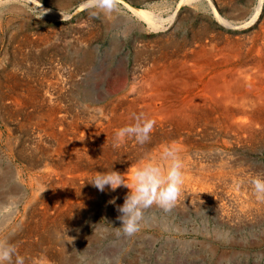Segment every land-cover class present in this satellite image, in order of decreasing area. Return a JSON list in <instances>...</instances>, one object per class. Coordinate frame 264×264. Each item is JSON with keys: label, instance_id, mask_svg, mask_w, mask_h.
I'll list each match as a JSON object with an SVG mask.
<instances>
[{"label": "rangeland", "instance_id": "obj_1", "mask_svg": "<svg viewBox=\"0 0 264 264\" xmlns=\"http://www.w3.org/2000/svg\"><path fill=\"white\" fill-rule=\"evenodd\" d=\"M126 1L134 3L132 4L133 7L141 10L149 8L151 5L150 3L153 4L155 2L161 4L167 2L166 4H170L169 2L172 0ZM219 1L223 3V5L220 3L222 13L228 12L226 10L227 5L225 4L229 3H235L234 7H236V10L246 14H249L251 11L253 12L256 5V0ZM224 1L227 3H224ZM39 2L44 7L49 9L53 7L51 8L52 10L59 11L67 16L61 20L48 18L35 7L31 0H0V203L2 204L0 208L9 209L4 214L0 215V236L9 238L10 242H12L25 260H31L32 257L43 254L46 257L55 259L49 264H57L56 258L58 257L59 248H63V257L61 259L63 264H264V200H257L251 184V181L255 178L259 177L264 179V152H262L264 151V148H262L264 143L234 148L230 151V158L228 159L224 157L223 159L219 158L216 154L217 152L215 153L212 150V152L205 153L202 158L204 161L203 163L209 162L208 164L212 163L215 165L225 161L224 166H226V164L229 165H227V170L224 169V171H222L224 177L227 179H224L226 183H230L231 178L229 177L237 178L238 180L233 179L235 182L231 181L230 186L228 183V186L226 185L227 187L225 186L223 188L221 186V188L218 187L214 189V185H212V189L214 190H210L212 194L208 192L209 199L205 202L202 201L203 203L180 202L178 205H174L168 210L155 204V206L150 205L144 208L142 210L139 231L131 236L124 234L122 229H118L122 227V221L118 218L122 214L118 209L119 206L123 205L125 199L120 200L122 198H117L116 201L115 198L111 197L110 192H101L89 183L93 176L101 171L114 170L123 174L120 169L123 164L125 165V163L121 161L124 159L117 160L118 157L116 158L114 155L116 154L114 148H112V152L114 155L113 158L115 157V162L111 159L107 160V158H104L105 162L103 161V157L97 154L96 157H98V159H95V161H99L97 164L99 167L88 172L90 177L82 181L84 184L82 183L80 186L79 201L81 199V203L75 204V207L73 206L71 210L69 209V211L66 212L67 215L63 213L61 216L62 219L56 217V219H54V221L57 220V222H54L55 224L49 223L45 224V226H43L44 228L39 227V231L34 238L29 240L26 239V233L29 231L27 228L29 227L30 229L34 225V212L37 210L39 211V208L42 209L43 200L41 199V195L45 192L40 187L33 189L31 184H29V176H33L32 178L35 177L34 179L40 177L43 164L41 166H38V164L48 161L50 156L47 155H51V153H49L51 150L46 149V146H44L45 142L39 138L42 133L39 130L43 127V121H38L34 118L35 112L33 111L36 110H33V103L26 105L22 110L14 111L11 104L12 99L9 97L13 98L14 95L12 94H20V92L23 91V97L26 96L29 98L30 92H27L28 89H33L31 92L34 91L33 93H36L34 95L38 98L42 96L40 99L46 97L44 94H47V84L50 78L47 49L49 44L54 42L60 50V55L61 53L65 55L64 58H60L59 60L58 74L60 76L62 71L66 70L68 73L71 71L68 74L69 76L71 75L69 79H72L74 82V86L65 94L66 103L68 106L70 105V108L73 110L80 111L81 107L87 104V101H85L86 97L91 93L92 97H96L94 92H91L90 87L93 86L92 89L94 90L102 83L107 91L114 92L126 84L127 86L131 85L132 70L135 67L132 58L133 41L135 37L140 36L137 30L130 28L131 26L126 22L125 17L128 19L131 14L119 0L117 4L118 7L111 12V17H114L113 21H115V23L109 22L110 19L105 16L103 12L93 16L88 9L81 8L80 10V5L84 3V0H59L60 3H63L64 9H57L46 0H39ZM250 3L251 5H249ZM193 10V7L189 8L188 6L182 8L179 15V26L176 31L178 35H173L172 39L180 41L182 39L186 40L187 38L189 40L194 33L205 27H207L209 34L215 35V33H220L228 35V32H225L224 28L214 20L211 14L207 16L204 11L194 10L193 12ZM223 10L226 11L224 12ZM118 18H120V20H118ZM78 29L85 33L92 32L94 35L97 34L96 40L92 43V47H96V50L90 47L88 49V55L90 57L88 65L91 66L88 67V65H86L82 67V69L80 66L78 69L73 66L77 58L76 54L84 51L75 40L77 36L76 33L79 32ZM254 30H257V28L254 27L249 30L236 31L233 35H235L234 37L239 35L240 37H245L246 35L248 36V34L250 35ZM49 35H54L53 39H51L50 42L43 43L46 41L45 38L49 37ZM142 35L143 36L139 38L142 44L146 45L148 43V45H151V48L154 47L153 49L160 46L156 35ZM39 37H41L40 39L42 41L38 40ZM112 37H116L118 40ZM148 37L150 40H148ZM25 38L26 42L24 41ZM141 43H138V45ZM112 44H114V46ZM38 55H41L40 60L37 59ZM55 58L59 59L57 56ZM110 61L112 64H109ZM105 66L109 68L99 77V70ZM123 68H126L125 71H122ZM6 107L9 108L7 109ZM37 107H39V109L45 108L40 104H37ZM10 109L12 110L9 111ZM27 112L30 113V115ZM37 132H39V134ZM36 139L38 141L41 139V142L39 141L41 145ZM36 142L38 145H36ZM32 145L33 147H31ZM39 145L41 147H39ZM252 146L254 148H252ZM111 147L113 146L111 145ZM200 157L201 156H196L195 159L201 161ZM142 159L143 158H139V160ZM26 160L27 162H25ZM230 160L233 161L231 162ZM107 161H110V164H107ZM104 162L106 164L102 165ZM112 162H114V164ZM132 164L129 165L130 169L134 165ZM232 164L233 167L231 166ZM230 167L231 169L229 170ZM105 168H107V170H105ZM126 168L129 169L128 165ZM211 169L212 171L214 170L213 172L216 171L215 167H211ZM22 173H24L25 176H23ZM44 183L43 181L42 187L45 186ZM233 189L237 191L235 192ZM213 192L214 194L216 193L217 196L216 194L214 195ZM83 194L84 197H82ZM92 197H95V199ZM108 197H110V200L116 202L113 204L110 203V200L107 199ZM210 198L212 199L210 200ZM27 200H30L32 205L29 204ZM119 202L122 204L120 205ZM223 203L228 204L223 205ZM220 208H222V211ZM51 217L53 218L54 216ZM21 218L23 222H27V226L26 224L22 225L19 223ZM22 228L23 233H20L19 231H21ZM45 241L46 243H44ZM29 242L31 246L33 244L31 249L26 246ZM21 246L24 247L22 248Z\"/></svg>", "mask_w": 264, "mask_h": 264}, {"label": "bare ground", "instance_id": "obj_2", "mask_svg": "<svg viewBox=\"0 0 264 264\" xmlns=\"http://www.w3.org/2000/svg\"><path fill=\"white\" fill-rule=\"evenodd\" d=\"M31 1H33L35 7H37L39 11L48 18L61 20L67 16L59 11L52 10L51 8L53 7L50 9L44 7L40 4L39 0ZM46 1L51 3L57 9L63 8V3H60L62 1ZM119 1L122 2V5L131 14V16H129L130 18L127 19L125 17L126 22L131 26L130 28L137 30L140 35L137 37L133 36L135 39L133 41L132 58L135 67L132 70L130 86H127L126 84L114 92L107 91L102 83L94 90L92 89V86L90 87L91 92L93 91L96 97H92V93L90 95L88 94L89 96L85 99L87 104H84L80 111L73 110L70 108V105H67L65 100V94L74 86L72 79H69L71 78V75H68L71 72V69L69 70V73L66 70L62 71V74L59 76V60L60 58H64L65 55L63 53L60 55V50L58 49L57 44L55 45L54 42H51L47 49L50 78L47 84L48 87L46 86L48 88V91L46 90L47 94L43 93L46 97L40 99L42 97L40 96V98H38L34 95L36 94L33 93L34 91L31 92L33 89H28L27 91L28 93L30 92L29 98L26 96L23 97V91L20 92V94H12L14 95L13 98L8 96L12 99L11 104L14 111L22 110L26 105L33 103L32 107L35 108H33V110H36H32L35 112L34 118L38 121H43V127L39 130L42 133L38 136L45 142V144H43L46 146V149L51 150H48L49 153H51V155H47L50 156L48 161L38 164V166L43 164L42 172L40 171V177L34 179L35 177L32 178L33 176H29V184H31L32 188L35 189L40 187L42 190H45V192L41 195V199L43 200L42 209L39 208V211L36 209L38 212L35 211L36 213L34 212V215L32 214L35 218L34 225L30 229L28 227L27 229L29 231L27 233L25 232L27 234L25 236L27 240L34 238L37 235L39 227H43L45 224L49 223L55 224L54 222H57V220L54 221L56 217L62 219L61 216L63 213L65 215L69 209L71 210L73 206L75 207V204L81 203V199L79 201L80 186L83 183L82 181H85L87 177H90L88 172L99 167V165L97 166L99 161H95V159H98V157H96L97 154L103 157V161H105L104 158L114 161V155L116 158L118 157L117 160L124 159L121 161H123L125 165L122 163L123 166H121L120 171H122L123 174L125 173V182L129 187H132V174L141 163L148 162L149 160L160 162L162 147L172 144L177 145L181 149L180 155L184 162V183L181 195L175 203V205H178L180 202L201 203L202 201H208V194L211 192L210 190H214L218 187L221 188V186L223 188L229 183L224 181V179H227L222 172L224 169L228 168V164L224 166L225 161L215 165L212 163L208 164L209 162L203 163L204 161L202 158L205 153H209L212 150L215 153L217 152L216 154L219 158L223 159L224 157L225 159H228L230 158V151L234 148L255 145L256 143H264V0H256L253 12L251 11L249 14L247 13L248 15L242 11H237L236 7H234L235 3L225 4L227 5L226 10L228 12L222 13V9L220 8L221 2L219 0H172L169 2L170 4H166V1V3L161 4L154 2L153 4L150 3L151 5L149 8L141 10L133 7L132 4L134 3L126 0ZM224 3L227 2L224 1ZM83 4L80 5V10L81 8H84ZM221 5H223V3H221ZM249 5H251V3ZM187 6L189 8L193 7L195 11H204L207 16L211 14L214 17V20L224 28L225 32H228V35L220 33H215V35L209 34L207 27H205L194 33L189 40L187 38L186 40L182 39L180 41L172 39V36L176 34L179 26L180 11ZM105 16L110 19L109 22L115 23V21H113L114 17H111V13L107 15L105 14ZM118 20H120V18H118ZM254 27H256L257 30H254L250 35L247 33L248 36L240 37L239 35L234 37L235 35H233L236 31L249 30ZM76 34L77 36L75 37V40L84 51L76 54L77 58L73 66L77 69L80 66L82 69V67L89 64V47L96 50V47H92V43L96 40L97 34L94 35L92 32L85 33L80 30ZM142 34H144V36L149 34L156 35L160 46L153 49L154 47L151 48V45H148V43L146 45L142 44L139 39L143 36ZM53 36L54 35H49V37H46V41L43 43L50 42V40L53 39ZM40 38L41 37H39L38 40L42 41ZM148 40H150L149 37ZM24 41L26 42V38ZM138 43L141 44L138 45ZM112 45L114 46V44ZM56 56L59 57V59H56ZM37 59L40 60L41 55H38ZM110 63L111 61L109 64ZM90 66L91 65H88V67ZM107 68L109 67L105 66L99 70V77ZM125 69L126 68H123L122 71H125ZM37 104L43 105L45 108L39 109L40 106L37 107ZM6 108L8 109L9 107ZM28 114L30 115V113ZM141 114L146 118L155 121L153 131L150 134V141L141 145L133 138H127L125 142L119 146H114V136L116 131L121 127L135 123L134 116ZM37 133L39 134V132ZM41 139L39 140L40 142ZM36 145H38L37 142ZM40 145L39 147H41ZM111 145L113 147H111ZM31 147H33V145ZM112 148H114V152L116 153L114 155ZM252 148L254 147L252 146ZM262 148H264V146H262ZM196 156H201V161L195 159ZM139 158L143 159L139 160ZM25 162H27V160ZM105 162L102 163V165L106 164ZM109 162L107 161V164ZM114 162L112 163L114 164ZM131 164L133 167L130 169L129 165ZM127 165L129 169L126 168ZM231 166L233 167V164ZM211 167H215L216 171L213 172L214 170L212 171L213 168L211 169ZM230 169L231 167L229 170ZM105 170H107V168H105ZM22 174L25 176L24 173ZM229 178H231L230 180L232 182L234 181L233 179H235L232 177ZM235 180L238 179L236 178ZM43 181L45 182L44 187H42ZM212 185H214V189H212ZM32 188L31 190L33 191ZM104 191L110 192L111 197L115 198L117 201V198H122L120 200L125 199L130 192V189L121 186L115 191H112L110 187L106 186ZM82 197H84V194ZM92 198L95 199V197ZM109 198L110 197L107 199ZM211 199L212 198H210V200ZM27 202L32 205L30 200H27ZM121 204L122 203H120V205ZM154 204L158 205L156 203H153L152 205ZM227 204L223 203V205ZM1 206L2 204L0 203V207ZM222 208H220L221 211ZM51 216L54 217L52 218ZM19 223L22 225L26 224L27 226V222H23L22 218ZM22 230L23 228L19 232L21 233ZM44 243H46V241ZM26 246L31 249L33 244L31 246L29 242ZM62 257L63 248H59L58 257L56 258L57 264H63L61 260ZM53 260L55 259L52 257H46L42 254L37 257H32L31 260H25V264H49Z\"/></svg>", "mask_w": 264, "mask_h": 264}, {"label": "clouds", "instance_id": "obj_3", "mask_svg": "<svg viewBox=\"0 0 264 264\" xmlns=\"http://www.w3.org/2000/svg\"><path fill=\"white\" fill-rule=\"evenodd\" d=\"M117 4L118 0H84L83 7L96 16L101 12L110 14L116 9ZM134 120L135 123L116 131L114 146H119L127 138H133L141 145L150 141L155 121L143 114L134 116ZM180 152L181 149L175 144L163 146L160 162L149 160L136 168L132 174V187L125 182L124 174L114 170L99 172L89 181L101 192L106 186L112 191L121 186L130 189L123 205L118 209L122 214L118 217L122 221V227L118 229H122L124 234L131 236L139 231L144 208L156 203L168 210L175 205L184 183V162ZM251 184L257 200H264V179L255 178ZM110 203L115 201L112 200ZM8 210L0 208V215ZM0 264H25V258L19 254L9 238L4 236H0Z\"/></svg>", "mask_w": 264, "mask_h": 264}]
</instances>
